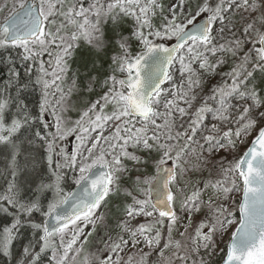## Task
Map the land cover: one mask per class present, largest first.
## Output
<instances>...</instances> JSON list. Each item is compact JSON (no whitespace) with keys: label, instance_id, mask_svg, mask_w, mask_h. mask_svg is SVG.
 I'll return each mask as SVG.
<instances>
[{"label":"snow or ice","instance_id":"obj_1","mask_svg":"<svg viewBox=\"0 0 264 264\" xmlns=\"http://www.w3.org/2000/svg\"><path fill=\"white\" fill-rule=\"evenodd\" d=\"M0 17L4 264H264V0Z\"/></svg>","mask_w":264,"mask_h":264},{"label":"trees","instance_id":"obj_2","mask_svg":"<svg viewBox=\"0 0 264 264\" xmlns=\"http://www.w3.org/2000/svg\"><path fill=\"white\" fill-rule=\"evenodd\" d=\"M2 18V17H0ZM89 55V59L92 57L93 53L91 52V50H89L88 48H81L78 53H77V58H78V55ZM76 58V61L73 63L72 67L73 69L75 68H80L81 67V63L78 62V59ZM87 58V57H86ZM88 59V58H87ZM79 63V64H78ZM6 79V67L3 63H0V85H2V82ZM39 93L36 92V93H33L29 96V102L31 104H35L36 102V99L38 97ZM50 119V118H49ZM69 147H71V145L69 144ZM72 173L69 172L68 173V176H69V179L67 181V184H66V187L68 188V190H72L75 186H71V187H68L69 185H71V177ZM0 264H4V261H3V258H0Z\"/></svg>","mask_w":264,"mask_h":264},{"label":"rangeland","instance_id":"obj_3","mask_svg":"<svg viewBox=\"0 0 264 264\" xmlns=\"http://www.w3.org/2000/svg\"><path fill=\"white\" fill-rule=\"evenodd\" d=\"M82 48H87L86 46L85 47H82ZM89 59V55H78V62L79 63H82L84 60H87V58ZM78 63V64H79ZM73 115H75V113H73ZM71 143H74V141H72V142H70L69 144L71 145ZM89 229H86V231H88ZM94 235H96V234H94ZM89 247L90 248H94L95 247V243H94V240H93V238H90V242H89Z\"/></svg>","mask_w":264,"mask_h":264},{"label":"water","instance_id":"obj_4","mask_svg":"<svg viewBox=\"0 0 264 264\" xmlns=\"http://www.w3.org/2000/svg\"><path fill=\"white\" fill-rule=\"evenodd\" d=\"M73 190H75V188Z\"/></svg>","mask_w":264,"mask_h":264}]
</instances>
